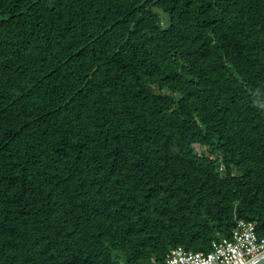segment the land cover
<instances>
[{
  "label": "trees",
  "instance_id": "1",
  "mask_svg": "<svg viewBox=\"0 0 264 264\" xmlns=\"http://www.w3.org/2000/svg\"><path fill=\"white\" fill-rule=\"evenodd\" d=\"M264 231V0H0V264H146Z\"/></svg>",
  "mask_w": 264,
  "mask_h": 264
},
{
  "label": "built area",
  "instance_id": "2",
  "mask_svg": "<svg viewBox=\"0 0 264 264\" xmlns=\"http://www.w3.org/2000/svg\"><path fill=\"white\" fill-rule=\"evenodd\" d=\"M263 250L264 231L258 233L252 221L239 218L230 235L212 239L206 251L178 245L146 264H244Z\"/></svg>",
  "mask_w": 264,
  "mask_h": 264
},
{
  "label": "water",
  "instance_id": "3",
  "mask_svg": "<svg viewBox=\"0 0 264 264\" xmlns=\"http://www.w3.org/2000/svg\"><path fill=\"white\" fill-rule=\"evenodd\" d=\"M244 264H264V250L255 255L254 257L250 258Z\"/></svg>",
  "mask_w": 264,
  "mask_h": 264
}]
</instances>
